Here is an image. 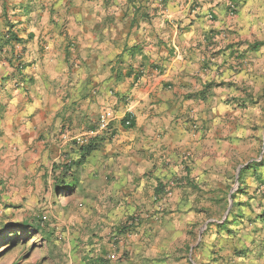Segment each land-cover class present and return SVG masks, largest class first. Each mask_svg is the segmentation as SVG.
Instances as JSON below:
<instances>
[{"label": "crops", "instance_id": "crops-1", "mask_svg": "<svg viewBox=\"0 0 264 264\" xmlns=\"http://www.w3.org/2000/svg\"><path fill=\"white\" fill-rule=\"evenodd\" d=\"M80 137L76 264H264V0H0V205Z\"/></svg>", "mask_w": 264, "mask_h": 264}, {"label": "rangeland", "instance_id": "rangeland-1", "mask_svg": "<svg viewBox=\"0 0 264 264\" xmlns=\"http://www.w3.org/2000/svg\"><path fill=\"white\" fill-rule=\"evenodd\" d=\"M80 167L72 189L57 194L53 182L51 195H43L32 209L17 203L0 205V264H76L68 252L77 251L74 233L79 218L86 217L78 188ZM236 175L231 180L235 192L239 186Z\"/></svg>", "mask_w": 264, "mask_h": 264}, {"label": "trees", "instance_id": "trees-1", "mask_svg": "<svg viewBox=\"0 0 264 264\" xmlns=\"http://www.w3.org/2000/svg\"><path fill=\"white\" fill-rule=\"evenodd\" d=\"M165 0H163L164 2ZM12 39H17L16 36L10 35ZM127 115L126 117H128ZM125 123V119H124ZM134 125V120L132 121V124L130 126L126 127H132ZM100 146V142L96 140V138H92L85 144H82L78 146L77 150L75 151L77 154L75 157H71L65 162H61L59 164H55L54 166V182H55V190L58 194L59 192H65L69 189H72L75 186V183L77 181L76 177V169L83 165L88 157L91 155V153L95 150H97ZM58 171V172H57ZM165 189V186L163 185L162 189H157L159 196L163 194ZM235 193L232 194L233 199L235 198ZM127 226L123 227V230H126Z\"/></svg>", "mask_w": 264, "mask_h": 264}, {"label": "built area", "instance_id": "built-area-1", "mask_svg": "<svg viewBox=\"0 0 264 264\" xmlns=\"http://www.w3.org/2000/svg\"><path fill=\"white\" fill-rule=\"evenodd\" d=\"M163 2V0H161ZM230 7H231V13L233 14L235 11V5L233 4V2L229 3ZM115 111L113 109H105L101 115L99 116L98 119V123L100 125L101 128L103 129H108L111 125V122L113 121V119L115 118ZM133 121V117L131 115H129L128 117H125V126H130L132 124ZM77 143L79 144H85L87 139L86 138H77ZM177 181L176 180H172L169 183L166 184L165 189L163 194L161 195V200H167L169 197L172 196L173 194V189L174 187L177 185ZM116 255L113 254L111 255V258H115Z\"/></svg>", "mask_w": 264, "mask_h": 264}, {"label": "water", "instance_id": "water-1", "mask_svg": "<svg viewBox=\"0 0 264 264\" xmlns=\"http://www.w3.org/2000/svg\"><path fill=\"white\" fill-rule=\"evenodd\" d=\"M237 179H238V175H237ZM235 189L233 188V191H234ZM230 202H231V204L233 203V198H232V194H231V196H230Z\"/></svg>", "mask_w": 264, "mask_h": 264}]
</instances>
